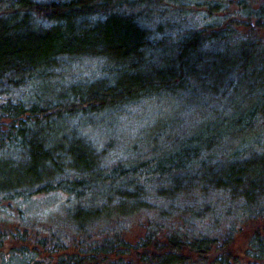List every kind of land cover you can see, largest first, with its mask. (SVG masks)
<instances>
[{
	"label": "trees",
	"instance_id": "16d2710c",
	"mask_svg": "<svg viewBox=\"0 0 264 264\" xmlns=\"http://www.w3.org/2000/svg\"><path fill=\"white\" fill-rule=\"evenodd\" d=\"M225 2L229 0H0V154L5 155L0 157V202L27 201L53 192L66 195L67 206L73 205L67 219L77 231H84L97 214L90 215L92 209L81 205L87 197L104 210L125 213L147 208L151 201L173 203L174 196L200 181L201 190H219L237 200L238 214H259V200L264 197V149L248 147L249 140L243 138L238 151L227 158L212 162L209 154L215 149L219 154L226 140L253 130L258 115L259 123L263 121L264 48H259L256 82H242L248 90L245 95L239 92L242 88L232 93L206 89L221 95L220 101L226 97L220 106L228 107V112L214 120L207 118L191 134L159 149L156 144L164 130L178 120L179 113L167 108L173 116H165L161 126L151 125L153 131L142 135L143 140L149 132L148 137L155 136L150 141L154 146L147 149L153 154L150 159L136 157L108 164L102 159L105 148L99 150L79 131L93 124L112 130L128 107L164 101L176 93V83L195 93L188 79L203 82L206 75L215 74L213 79L220 82L237 69L245 76L255 71L256 61L253 65L238 62V58L249 57L252 47L243 46L247 54L239 53L242 40H237L230 48L226 40L233 30H213L219 27L216 18L206 29L180 30L171 43L160 35L163 24L154 31L147 26L162 3L181 15L183 8H176L180 5L203 6L209 17L225 11ZM244 12L264 29V5ZM208 27L210 32H206ZM210 59L215 63L205 64ZM86 60L99 62L97 75L69 82L62 79V72ZM233 82L229 80L231 87ZM153 120L155 125L159 122ZM256 135L248 138L256 141ZM208 162L210 168L203 172ZM189 179L195 180L193 184ZM175 207L172 204L169 211H160V217ZM180 236V232L164 234L162 241L150 231L134 244L120 235L105 236L94 239L85 250H76L52 234L39 239L38 245L44 248L51 243L63 251L55 260L47 262L36 249L27 251L20 246L0 252V264H188L195 254L214 250L218 240L205 234L193 235L191 240ZM248 252L264 261L263 235L252 236ZM228 263L218 255L213 259V264Z\"/></svg>",
	"mask_w": 264,
	"mask_h": 264
},
{
	"label": "rangeland",
	"instance_id": "374dc122",
	"mask_svg": "<svg viewBox=\"0 0 264 264\" xmlns=\"http://www.w3.org/2000/svg\"><path fill=\"white\" fill-rule=\"evenodd\" d=\"M162 5L157 8V13L150 17L147 26L154 31L153 29H156L158 24H163L160 35L171 39L167 40L166 43L176 40L182 29H206L205 25L216 18L219 27H215V25L213 30L226 28L233 30L230 38L226 40L229 42L230 48L235 45L237 40H242L241 46L237 50L239 53L243 50L245 53L246 48L243 46L252 47V53H248L250 54L249 57L238 58V62L242 65H253L256 61L252 67L255 71H248L247 76H245L239 74L240 71L237 69L235 73L231 72L222 78L220 82H215L213 79L217 78L215 74H212V76L206 75L203 82L188 79L191 88L196 91L195 93L189 87L180 86L176 83V93L172 97L164 101L156 100L153 103L145 101L128 107L124 111L125 114L121 117L122 119L120 118L118 123L116 122V126L112 130H109L107 126L94 124L80 129V134L86 135L92 144L94 143L96 147H99V150L102 151L105 148L106 151H103V154H105L102 156L103 162L107 160L108 164L111 165L116 164L119 160L124 161L136 157L150 159L153 156L147 149L154 146L150 141L155 136L148 137L151 133L149 132L143 140L142 135H145L148 130L153 131L151 125L157 128L161 126L165 116H173L171 108H167L172 107L179 113L178 120L176 122L172 121L169 127L164 130L160 143L156 144L160 145L159 149L191 134V131L207 118L214 120L221 117V112H228V107L220 106L221 101L223 103L227 102L226 97L220 101L218 97L221 95L214 93L212 90H206L207 88L227 90L230 93L233 90L242 88L239 92H243L245 95L248 90L242 82L245 81L247 85H251L257 79L259 48H264V29L255 25V19L250 18L244 10L245 8L256 9L260 5H264V0H229V2H225L227 6L225 11L209 14V17L203 6L180 5L176 8H183L184 12L181 15L175 13L170 5L165 6V3H162ZM163 7H166V12L161 11ZM159 16H163V19ZM167 24L171 27L168 31ZM210 29L212 28L208 27L206 32H210ZM221 44L224 45L223 42ZM98 63L96 60H86L79 64H73L71 68L62 72V79L69 82L81 78H92L99 73ZM208 63L212 65L215 61L213 59L205 61V64ZM230 79L234 80L232 87L229 85ZM208 81L209 85L204 86L203 84ZM195 98L199 102L191 104L189 101ZM231 110H233V107L230 108ZM144 117H147V119H143ZM153 118L159 120L156 125ZM261 119L264 121L263 117ZM256 120L251 126L254 127L253 130L249 128L241 132L239 137L234 138L235 140L231 139L229 142L226 140L224 151L222 150L219 154L215 153L218 152L217 149L210 152V158H213L212 162L222 160L225 157L227 158L228 155L230 156V153L237 152L243 144L241 142L243 138L249 140L245 144L248 147L257 151L264 149V122L259 123V115ZM255 134H257L256 141L248 138L252 135L255 136ZM222 143L224 145V141H221ZM159 153L156 152L155 155ZM212 155H216V157ZM0 157H5V155L0 154ZM210 164L211 162H208L205 165L203 172L209 170ZM189 181L193 184L195 180L189 179ZM199 184H201L200 181ZM199 184L194 183V188L178 193L172 198V200L175 198L173 203L171 200L170 202L151 201L147 208L125 213H117L115 210L109 209L104 210L101 208L102 204L97 201L91 202L90 199L93 198L87 197L81 205L92 209L89 211L90 215L93 216L94 212L97 214L94 215L93 222L86 225L87 229L84 231H77L67 219V216H69L68 211L71 210L73 205L67 206L70 202L68 201L69 197L66 195L53 192L45 195H34L27 201L19 199L16 203L0 202V210L5 213L1 212L2 215L0 216V252L6 253L13 247L20 249V246H24L28 248L27 251L36 249L38 256L49 262L50 259L55 260L57 254L63 251L57 250L51 243L42 248L38 245V240L51 238L52 234L62 237L68 247L75 246L76 250L80 248L85 250L86 245L94 239L99 240L105 236L120 235L126 241L134 244L150 231H155L157 237L161 240L164 234L180 232L182 240L186 239V236L191 240L193 235L199 236L200 234L217 236L218 238L214 250L210 253L195 254L188 264H213V259L217 255L225 257L229 262L228 264H264V261L254 259L248 252L252 236L255 233L264 236V197L259 200V214H251L246 217L242 213L238 214V209L241 206L237 200L229 199L219 190H201L200 187L202 186ZM161 187L164 188L165 186L161 185ZM172 204L176 207L170 213H164V218H161L160 211H169ZM110 205L113 207L116 204L112 201ZM74 210L75 208L72 212ZM158 240L160 241V239ZM70 248L74 249V247ZM125 260L127 261V259ZM131 264L138 263L132 262Z\"/></svg>",
	"mask_w": 264,
	"mask_h": 264
}]
</instances>
